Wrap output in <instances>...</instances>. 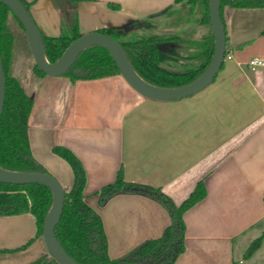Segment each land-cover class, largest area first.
Instances as JSON below:
<instances>
[{
	"label": "crops",
	"instance_id": "obj_1",
	"mask_svg": "<svg viewBox=\"0 0 264 264\" xmlns=\"http://www.w3.org/2000/svg\"><path fill=\"white\" fill-rule=\"evenodd\" d=\"M26 2L42 34H61L65 0L61 7L56 0ZM174 2L81 0L80 31L124 27ZM223 16L232 58L196 95L149 99L121 74L77 81L48 75L27 86L34 98L33 154L67 191L74 172L53 148L66 147L79 158L87 202L103 219L111 258L161 237L173 221L163 203L141 193L122 192L101 205L99 191L122 170L127 182L159 189L176 206L204 181L206 196L183 214V250L173 264H264V66H249L253 58L264 59V7L227 5ZM37 232L31 213L0 215V250H16L0 253V264H26L47 254ZM259 237L260 246L247 256Z\"/></svg>",
	"mask_w": 264,
	"mask_h": 264
},
{
	"label": "trees",
	"instance_id": "obj_2",
	"mask_svg": "<svg viewBox=\"0 0 264 264\" xmlns=\"http://www.w3.org/2000/svg\"><path fill=\"white\" fill-rule=\"evenodd\" d=\"M22 1L29 9L30 4L26 0ZM79 1L65 0L59 36L42 34L47 59L52 63L62 56L74 40L83 35L76 7ZM209 5L210 0H175L159 13L134 20L124 27H105L98 31L111 35L122 45L133 69L145 81L165 88L182 87L195 81L204 72L214 54L215 37ZM227 5L264 7V0H222L221 17L225 28L223 9ZM109 6L119 7L111 3ZM14 22L26 35L20 20L0 2V47L7 79L6 100L0 121V167L19 172H49L35 158L30 144L29 118L34 98L23 80L11 73L17 40ZM32 60L35 74L42 78L48 76ZM119 74L109 50L94 44L80 53L65 75L77 81ZM53 152L64 158L74 172V182L71 189L66 191L64 212L55 229L57 242L65 252L80 264H173L183 250V214L206 196L203 180L199 181L187 200L176 206L159 189L127 182L120 170L116 181L99 191L101 205L122 192L141 193L163 203L171 211L173 221L161 237L143 242L122 257L111 258L103 219L87 202V174L82 162L66 147L55 146ZM134 187L139 190L135 191ZM53 201V192L44 185L0 182V215L33 214L38 225L37 237L43 236L44 222ZM261 240L262 237H259L250 245L247 256L260 246ZM175 247L178 248L176 255ZM15 251L7 249L0 250V253ZM27 264L60 263L47 253Z\"/></svg>",
	"mask_w": 264,
	"mask_h": 264
},
{
	"label": "water",
	"instance_id": "obj_3",
	"mask_svg": "<svg viewBox=\"0 0 264 264\" xmlns=\"http://www.w3.org/2000/svg\"><path fill=\"white\" fill-rule=\"evenodd\" d=\"M56 1L61 7L63 0ZM0 2L9 7L12 13L23 24L35 64L40 70L52 77L65 75L83 50L91 45L98 44L109 50L122 77L140 95L149 99L168 101L187 98L206 89L213 83L225 62L227 34L221 17L222 0H210L209 9L212 31L215 37V50L209 65L195 81L176 88L159 87L145 81L133 69L122 45L111 35L99 31L85 33L74 40L62 56L52 63L47 59L45 53L42 31L23 1L0 0ZM6 84L7 79L0 47V121L6 100ZM0 182L15 185L37 183L51 189L54 201L43 226V238L48 253L60 264H80L60 247L55 235V229L64 212L67 191L59 179L50 172H19L0 167ZM133 189L135 191L139 190L138 187H134ZM174 252V255H176L178 252L177 247L174 248Z\"/></svg>",
	"mask_w": 264,
	"mask_h": 264
},
{
	"label": "rangeland",
	"instance_id": "obj_4",
	"mask_svg": "<svg viewBox=\"0 0 264 264\" xmlns=\"http://www.w3.org/2000/svg\"><path fill=\"white\" fill-rule=\"evenodd\" d=\"M13 29L15 31V34L17 36L16 45L14 49V63L11 68V73L14 75L20 77L23 82L28 86L31 82L33 86H35L37 81H40L45 77H39L35 74L33 71V58L31 55V50L29 47V44H27L26 35L22 28L14 22ZM64 76V75H63ZM66 76V75H65ZM52 77V76H51ZM62 77V76H58Z\"/></svg>",
	"mask_w": 264,
	"mask_h": 264
},
{
	"label": "built area",
	"instance_id": "obj_5",
	"mask_svg": "<svg viewBox=\"0 0 264 264\" xmlns=\"http://www.w3.org/2000/svg\"><path fill=\"white\" fill-rule=\"evenodd\" d=\"M225 58H232V54H226ZM249 66H251L252 68L264 66V59L253 58L249 61Z\"/></svg>",
	"mask_w": 264,
	"mask_h": 264
},
{
	"label": "flooded vegetation",
	"instance_id": "obj_6",
	"mask_svg": "<svg viewBox=\"0 0 264 264\" xmlns=\"http://www.w3.org/2000/svg\"><path fill=\"white\" fill-rule=\"evenodd\" d=\"M27 264V263H26Z\"/></svg>",
	"mask_w": 264,
	"mask_h": 264
}]
</instances>
